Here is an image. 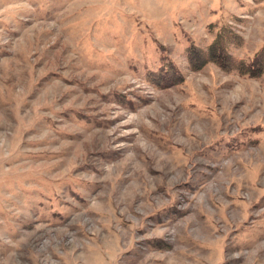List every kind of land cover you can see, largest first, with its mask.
<instances>
[{"label": "rangeland", "instance_id": "obj_1", "mask_svg": "<svg viewBox=\"0 0 264 264\" xmlns=\"http://www.w3.org/2000/svg\"><path fill=\"white\" fill-rule=\"evenodd\" d=\"M263 47L264 0H0V264H264Z\"/></svg>", "mask_w": 264, "mask_h": 264}, {"label": "trees", "instance_id": "obj_2", "mask_svg": "<svg viewBox=\"0 0 264 264\" xmlns=\"http://www.w3.org/2000/svg\"><path fill=\"white\" fill-rule=\"evenodd\" d=\"M216 47H217V56H219V59L221 60V62H222L223 65H227V63L225 62V60L227 59L226 56H229V55L225 51L226 50L225 46L223 47L222 45L221 46L220 45H217ZM229 58H231V57L229 56ZM206 60H208V58H206L204 60V62ZM231 60H232V58H231ZM263 63H264V47L261 49V51L259 53H257V55L253 59L252 63H248V65L245 66L243 64V62H240V63H237V65L240 66L239 67L240 69H243V71H246V72H248V70L250 71V70H256V69H257V72H260V69H261ZM201 64L202 63H200V65ZM234 64H235V62L233 60V65Z\"/></svg>", "mask_w": 264, "mask_h": 264}]
</instances>
